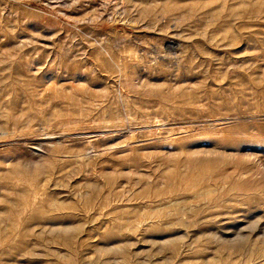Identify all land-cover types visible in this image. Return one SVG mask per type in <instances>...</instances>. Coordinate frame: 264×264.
Instances as JSON below:
<instances>
[{"label": "rangeland", "instance_id": "rangeland-1", "mask_svg": "<svg viewBox=\"0 0 264 264\" xmlns=\"http://www.w3.org/2000/svg\"><path fill=\"white\" fill-rule=\"evenodd\" d=\"M0 264H264V0H0Z\"/></svg>", "mask_w": 264, "mask_h": 264}]
</instances>
